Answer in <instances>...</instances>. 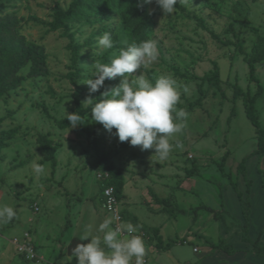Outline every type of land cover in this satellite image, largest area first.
<instances>
[{"label": "rangeland", "instance_id": "obj_1", "mask_svg": "<svg viewBox=\"0 0 264 264\" xmlns=\"http://www.w3.org/2000/svg\"><path fill=\"white\" fill-rule=\"evenodd\" d=\"M69 3L0 0V15H16V33L43 48L46 67V74L37 77L28 76L29 65L21 68L19 85L0 96V206L17 212L13 221L0 223V262L77 264L67 247L90 242L79 239L85 232L102 236L98 226L109 214L92 139L80 126H57L66 111L74 113L77 98L85 109L83 127H96L98 149L124 176V198L117 204L120 225L131 224L123 214L135 215L142 225L158 228L163 246L172 243L163 250L151 232L136 227L147 249L144 264H202L200 255L210 243H227L235 236L241 209L232 184L249 194L257 221L264 214L263 205L256 206L264 202L258 190H264V157L248 156L257 148V135L246 111L248 98L260 88L254 112L264 128V59L254 62L253 73L245 61L257 39L264 38V0H181L168 16L154 0L146 5V40L156 43L158 59L129 79L142 74L154 83L161 75L172 76L181 94L177 107L189 114L186 127L170 141L180 147L165 160L154 149L141 151L120 142L115 129L109 133L91 121V108L83 106L120 84V77L106 79L98 92L89 93L85 83L94 79L96 60L110 63L125 41L139 44L126 28L125 19L133 18L125 14L127 4L120 12L109 0H100L102 10L91 5L83 17L68 23L66 32L51 30L47 23L56 8L66 9ZM105 32L112 34L114 47L102 51L98 40ZM69 43L77 47L74 60ZM207 72H215L217 86L201 78ZM39 135L54 146V166L36 142ZM34 164L44 172L37 175ZM149 190L169 199L175 210L156 204ZM23 240L48 255L26 260L17 253ZM236 241L232 245L245 244Z\"/></svg>", "mask_w": 264, "mask_h": 264}, {"label": "clouds", "instance_id": "obj_2", "mask_svg": "<svg viewBox=\"0 0 264 264\" xmlns=\"http://www.w3.org/2000/svg\"><path fill=\"white\" fill-rule=\"evenodd\" d=\"M165 16L174 14L181 0H154ZM153 0H140L139 7L152 4ZM102 51L114 47L113 36L105 32L98 40ZM158 59L156 43L145 40L136 43L124 42L119 54L110 63L98 60L93 64L94 79H88L89 93L98 92L106 79L120 77V84L108 93H101L102 99L95 101L88 98L83 106L91 108V121L100 123L109 133L118 137L120 142H128L131 146H139L141 151L154 149L160 160L167 159L174 147L170 141L186 127L188 113L184 108H178L181 94L177 81L170 75H161L153 83L144 75L137 76L135 81L129 77L147 67ZM111 94L110 98L108 94ZM87 114V113H86ZM71 128L84 125L86 119L80 113L65 114ZM34 172L39 175L44 168L33 165ZM16 210L8 205L0 206V223L13 221ZM112 218H105L98 226L102 236L90 232L78 236L81 241L72 251L77 264H144L147 253L144 240L134 235L137 228L131 224L112 227ZM127 235H124V233ZM75 237V236H74Z\"/></svg>", "mask_w": 264, "mask_h": 264}, {"label": "trees", "instance_id": "obj_3", "mask_svg": "<svg viewBox=\"0 0 264 264\" xmlns=\"http://www.w3.org/2000/svg\"><path fill=\"white\" fill-rule=\"evenodd\" d=\"M140 0H109V4L114 8V10H123V5L127 4L126 16L129 14L133 15L132 20L125 19L126 28L129 30L130 37L135 39L138 43L146 40V23L147 18L145 15V8L139 7ZM95 7V10L101 9L100 0H70V3L66 9L57 7L51 22L47 23L51 30L63 29L66 32L69 28L68 23L72 21L79 20L84 16V11L89 8V6ZM102 10V9H101ZM121 12V11H120ZM123 12V11H122ZM17 17L13 13H5L0 15V96L7 93L11 89L15 88L20 83V76L17 75L18 71L29 65L28 76L37 77L44 76L46 74L45 67V56L43 48L33 42L26 41L23 36L16 33ZM232 30V26L230 25ZM69 48L71 49L73 60L76 58L77 47L72 43H69ZM253 55L246 57V63L250 67V73L254 72L253 64L254 62H259L264 59V38L259 37L256 43L252 47ZM202 79H209L211 81L217 82V75L215 72H207L201 77ZM201 85V83H200ZM217 86V83H216ZM201 91V86H200ZM261 96L260 88L252 96L248 98V104L246 106V111L250 120L251 125L255 128V133L257 135V148L252 150L248 156L257 155L260 160L264 157V128L258 122L257 117L254 112V104L256 100ZM75 112L83 115L85 109H83L81 103L78 99H75ZM69 122L66 117L57 121V126L61 129L69 127ZM83 132L87 134L89 138L92 139V146L96 152V158L94 159V165L100 171L101 174V184L102 187H113L114 194L117 200L124 198L123 187H124V176L120 170H118L109 157L98 149V137L96 135V127L94 130H90L88 127H83L80 125ZM36 142L40 145L43 152L46 155V160H48L53 166L55 165L54 157V146L50 139L44 135L37 136ZM219 169L223 171V164H219ZM244 172V168H243ZM232 190L236 192L240 206L243 213L244 224L241 232V237L244 242L251 243L253 245V253L261 258H264V246L252 242L248 236V221L250 214V199L247 193L243 197L242 193L232 184ZM154 201L158 205H162L169 211H173L171 207V202L169 199L160 198L152 190H149ZM123 219L129 221L133 226L147 232L152 233L153 237L157 239V247L166 250L172 243L162 245V239L159 235L158 228L156 227H146L142 225L134 215L123 214ZM30 243V242H29ZM31 244V243H30ZM210 249L208 252L203 254L200 258L202 260L206 256L211 255L215 250H222L224 252H232L231 246L224 242L223 239L219 240L217 243H210Z\"/></svg>", "mask_w": 264, "mask_h": 264}, {"label": "crops", "instance_id": "obj_4", "mask_svg": "<svg viewBox=\"0 0 264 264\" xmlns=\"http://www.w3.org/2000/svg\"><path fill=\"white\" fill-rule=\"evenodd\" d=\"M264 165V163H263ZM264 168V167H262ZM258 187V186H257ZM259 192L264 196V190L261 191V188L258 187ZM243 197L246 196V194H242ZM263 205V207L260 209V212L264 210V202H261L260 204H256V206ZM255 208V207H254ZM251 207L250 204V214H249V221H248V236L252 242H256L262 246H264V214L260 216V220L257 221V212L255 209ZM257 208V207H256ZM241 209V206H240ZM227 216L228 219L231 221H234L233 218H230V213L227 208ZM241 215L239 216L240 220L235 221V236L227 242L231 246L232 252L227 253L222 250H215L211 255L206 256L201 261L202 264H264V258L258 257L253 253V245L248 242H244L241 237V232L243 229L244 224V218L243 213L241 209ZM264 213V212H263ZM132 215V214H131ZM135 216V215H134ZM136 217V216H135ZM137 218V217H136ZM254 228V230H252ZM233 239H236L238 241L241 240V242L245 244H238L236 246L232 245L231 241ZM236 241V242H237ZM36 253H38L40 256H46L49 252L44 251L43 253H39L37 251V248L35 249ZM209 251V250H208ZM208 251H203V254H205ZM57 253H60L57 252ZM37 254V255H38ZM203 254L198 255L202 256ZM38 255V257H39ZM67 255H69L67 253ZM201 258V257H200ZM31 261V260H30ZM16 264L15 261L11 262L10 258H7L6 261L0 262V264ZM22 264V263H20ZM23 264H37L34 262H24Z\"/></svg>", "mask_w": 264, "mask_h": 264}, {"label": "built area", "instance_id": "obj_5", "mask_svg": "<svg viewBox=\"0 0 264 264\" xmlns=\"http://www.w3.org/2000/svg\"><path fill=\"white\" fill-rule=\"evenodd\" d=\"M103 196L105 200L106 210L108 211L109 217L112 218L114 227L120 225L121 221V214L117 209L118 200L115 197L113 187H105L103 189ZM136 235L135 233H133ZM33 246L29 243L28 240H23V242L17 244V253L23 254L26 260H33L38 257L35 249L32 248ZM196 252L197 249L194 248ZM134 264V261H133Z\"/></svg>", "mask_w": 264, "mask_h": 264}, {"label": "water", "instance_id": "obj_6", "mask_svg": "<svg viewBox=\"0 0 264 264\" xmlns=\"http://www.w3.org/2000/svg\"><path fill=\"white\" fill-rule=\"evenodd\" d=\"M77 244H79V243H77V242H73L71 245H69V246L67 247V253H68V254H71L72 251H73V249L76 247Z\"/></svg>", "mask_w": 264, "mask_h": 264}]
</instances>
